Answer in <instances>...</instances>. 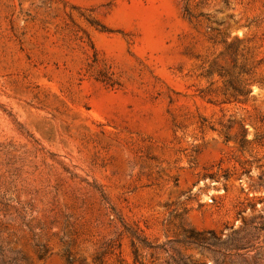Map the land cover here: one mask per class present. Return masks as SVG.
Masks as SVG:
<instances>
[{
	"label": "rangeland",
	"instance_id": "374dc122",
	"mask_svg": "<svg viewBox=\"0 0 264 264\" xmlns=\"http://www.w3.org/2000/svg\"><path fill=\"white\" fill-rule=\"evenodd\" d=\"M0 264H264V0H0Z\"/></svg>",
	"mask_w": 264,
	"mask_h": 264
},
{
	"label": "trees",
	"instance_id": "16d2710c",
	"mask_svg": "<svg viewBox=\"0 0 264 264\" xmlns=\"http://www.w3.org/2000/svg\"><path fill=\"white\" fill-rule=\"evenodd\" d=\"M133 247H134V253H135V256H136V259H137L139 248H138V246H137V244L135 242H133Z\"/></svg>",
	"mask_w": 264,
	"mask_h": 264
}]
</instances>
